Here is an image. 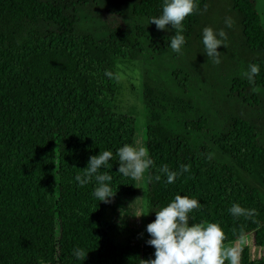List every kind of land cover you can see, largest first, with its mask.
<instances>
[{
    "label": "trees",
    "instance_id": "obj_1",
    "mask_svg": "<svg viewBox=\"0 0 264 264\" xmlns=\"http://www.w3.org/2000/svg\"><path fill=\"white\" fill-rule=\"evenodd\" d=\"M196 3L200 12L183 22L186 42L177 54L168 47L175 29L149 24L163 0H0V264L155 258L148 232L116 240L106 203L92 194L95 182L81 187L75 180L92 155L108 150L113 158L100 171L113 177L111 201L137 191L136 180L118 173L116 155L125 144L138 145L136 118L116 110L119 81L105 74L116 76L118 62L134 60L145 117L139 146L154 161L144 174V221H154L176 194L196 198L202 207L190 223L221 224L227 243L243 226L260 254L252 257L246 242L240 264H264V22L255 0ZM206 26L227 32L218 65L203 52ZM250 63L260 66L259 94L242 75ZM165 164L191 168L167 184L159 173ZM235 203L257 215L233 217ZM75 248L86 259H77Z\"/></svg>",
    "mask_w": 264,
    "mask_h": 264
},
{
    "label": "clouds",
    "instance_id": "obj_2",
    "mask_svg": "<svg viewBox=\"0 0 264 264\" xmlns=\"http://www.w3.org/2000/svg\"><path fill=\"white\" fill-rule=\"evenodd\" d=\"M198 12L200 7L196 0H163L161 14L151 17L149 24L154 23L158 30H164L169 25L175 29L168 47L172 52L180 54L186 42L183 35V22L188 16ZM233 24L231 17L225 18L226 27L231 28ZM227 38V32L223 28L214 30L206 26L203 29V52L208 60L217 65L221 63V52L218 49L221 45L227 47ZM259 72L260 66L250 63L248 69L242 73L249 84L253 85L252 92L256 94L261 91L259 86L255 85V77ZM105 74L119 79V76H114L111 71L106 70ZM116 155L119 161L118 173L136 181L141 180L145 172L154 164L148 149L139 145L125 144L117 150ZM112 158V151L101 150L98 155L90 157L87 167L75 177L81 187L94 181L95 187L92 194L94 198L105 203H110L115 196L110 185L113 177L108 171L100 170L107 168ZM212 158L213 155L210 153L207 159ZM190 168V164H182L179 170L173 171L165 164L159 168V173L167 177V184H172L178 176L190 171ZM160 179L161 175L155 176V180ZM201 207L200 201L196 198L176 194L170 203L155 210L156 218L147 225L146 229L151 237L147 244L155 248V258L142 260V264H226V262L240 264L243 245L247 242L243 226L236 241L227 243L226 233L221 224L209 221L190 223V213ZM229 212L235 218L253 219L257 215L256 209L242 207L239 203L233 204ZM134 215L141 217L145 214L138 211ZM233 232L235 233V229ZM73 254L81 260L87 257V253L82 248L73 249Z\"/></svg>",
    "mask_w": 264,
    "mask_h": 264
},
{
    "label": "rangeland",
    "instance_id": "obj_3",
    "mask_svg": "<svg viewBox=\"0 0 264 264\" xmlns=\"http://www.w3.org/2000/svg\"><path fill=\"white\" fill-rule=\"evenodd\" d=\"M212 2L215 4L214 1ZM255 2L260 17L264 22V0H255ZM218 7L219 5L217 4L214 6V8ZM183 53L186 57V53ZM178 61H183V58L180 57ZM156 62L162 66L168 65V58L159 57ZM115 71L119 76V90L115 97L116 110L134 114L137 124L136 137L138 145H141L143 144L145 130L144 105L141 95V66L137 60L118 62L115 66ZM252 180L255 181V179ZM136 184L137 191L134 195H126L115 200V202L106 203L104 217L109 224L116 227L112 230V236L116 240H124L127 237L143 238L147 233L144 215L141 217L134 215L138 211L145 214L147 203V181L145 175ZM137 197L139 198L136 199ZM246 238L248 245L252 249V257L259 256V248L252 246L251 234L246 235Z\"/></svg>",
    "mask_w": 264,
    "mask_h": 264
}]
</instances>
